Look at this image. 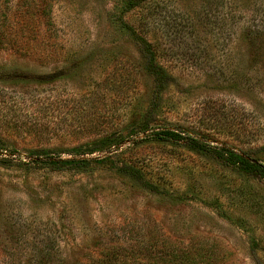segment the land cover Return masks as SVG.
I'll return each mask as SVG.
<instances>
[{
  "label": "rangeland",
  "instance_id": "rangeland-1",
  "mask_svg": "<svg viewBox=\"0 0 264 264\" xmlns=\"http://www.w3.org/2000/svg\"><path fill=\"white\" fill-rule=\"evenodd\" d=\"M262 28L264 0H0V264L89 262L144 235L264 264V182L152 131L264 162V60L247 41Z\"/></svg>",
  "mask_w": 264,
  "mask_h": 264
},
{
  "label": "trees",
  "instance_id": "trees-1",
  "mask_svg": "<svg viewBox=\"0 0 264 264\" xmlns=\"http://www.w3.org/2000/svg\"><path fill=\"white\" fill-rule=\"evenodd\" d=\"M146 0H127L128 7H136ZM133 35L136 39L139 51L144 58V62L153 75L155 89L161 91L166 82V72L158 64L155 51L151 43L143 36H138L134 30ZM248 44L254 56L261 57L264 60V28L251 31L248 33ZM150 107L143 119L139 122L137 133H146L150 129ZM153 134L163 141L184 142L191 149L212 155L226 165H230L239 171L251 176L257 177L264 182V162L254 160L248 157L244 152L235 150L229 145H217L205 140L194 137L181 130L160 129L152 130ZM99 147V146H98ZM102 147L91 148L88 153L94 150H102ZM30 154L36 158L51 159L48 150H31ZM82 162L88 161L86 158ZM61 163H72L73 158L60 160ZM139 179L142 176L137 171L133 172ZM145 181V180H143ZM149 187L152 184L145 182ZM155 189V188H154ZM40 264H55L48 256L42 255ZM63 264V263H62ZM77 264H224L217 261L215 253L206 248L205 251L199 252L190 250L176 245V241H168L161 235L139 236V239L133 244L125 243H107L102 246L98 257L89 262Z\"/></svg>",
  "mask_w": 264,
  "mask_h": 264
}]
</instances>
